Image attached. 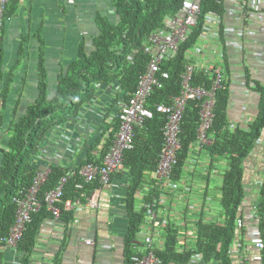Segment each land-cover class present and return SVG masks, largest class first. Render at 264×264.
I'll list each match as a JSON object with an SVG mask.
<instances>
[{"label":"crops","instance_id":"0c3cea01","mask_svg":"<svg viewBox=\"0 0 264 264\" xmlns=\"http://www.w3.org/2000/svg\"><path fill=\"white\" fill-rule=\"evenodd\" d=\"M19 1L17 14L4 26L1 68L5 73L13 74L14 86L8 106L3 111L5 124L0 130V163L1 150L5 148L9 138V124L25 115L38 97L37 64L40 48L43 49L48 71L49 92L53 94L62 67L76 59L83 44L86 49H92V38L99 33L98 15L108 16L114 21L118 19L111 0H73V3L71 0ZM228 6L236 10L241 8L239 4L226 2L223 8ZM223 26L232 29L240 27L239 22L232 17H226ZM20 30L27 32L21 34ZM249 30L254 34L245 36L242 40L236 33L227 35L225 40L229 46H219L218 43L215 45L224 51L220 63L224 78L225 75L226 79L227 75L230 77L227 114L231 132L247 129L259 111L260 94L255 87L257 83L264 82V31L255 26ZM212 45L213 42L209 48ZM21 46L25 47L22 57L19 56ZM207 55L204 57L206 59L195 55L187 56V60L197 65H206L215 60L213 54ZM16 79L18 82H15ZM117 85L113 82L102 86L96 94L95 102L81 111L76 122L51 130L32 164L38 169L49 165L70 169L85 162L92 145L106 129V116L117 110V106L110 112L107 109L116 100L118 104L122 101L123 92ZM105 112L108 114L104 115ZM62 135L65 138L60 142ZM261 137L263 141L257 143L253 152L243 161L245 197L239 207V218L243 220V226L240 229L237 226L236 239L229 253L231 264H259L251 257L263 253L251 242V233L256 230H260L264 237V227L261 226L264 214L259 206L264 203V130ZM197 151L195 147L192 148L193 155L182 179L172 182L166 189V203L169 206L166 217L178 229L181 251L196 248L195 226L199 222L217 225L225 222L221 187L228 161L226 158L210 156L205 149ZM130 183L128 172H120L114 188H106L102 192L100 209L79 206L74 210L73 220L69 223L45 219L39 226L36 246L28 262H25L20 251L7 249L2 254L1 264H126L124 239L129 232V225L125 198ZM143 189L147 190L146 187ZM139 195L140 192L137 196ZM159 223L160 219L154 224V231L160 233L155 237V243L162 249L163 231ZM149 227L146 223L143 232L134 242V251L145 253L144 234L151 232ZM89 240H94L95 246H89L86 243ZM198 255L201 260L194 263L191 260L188 264H217L205 263L203 256ZM261 264H264V260Z\"/></svg>","mask_w":264,"mask_h":264},{"label":"trees","instance_id":"16d2710c","mask_svg":"<svg viewBox=\"0 0 264 264\" xmlns=\"http://www.w3.org/2000/svg\"><path fill=\"white\" fill-rule=\"evenodd\" d=\"M183 1L111 0L118 19L114 21L108 16L98 15L99 33L92 38V49H86L83 44L76 59L62 67L58 85L53 94L49 92L48 71L43 49L40 48L37 64L38 97L25 115L11 121L7 130L9 134L7 144L1 150L0 236L7 235L15 222L16 206L13 204V198L20 190L31 186L38 171L37 167L30 165L28 157L41 152L42 142L51 130L78 120L81 111L94 101L98 93L96 84L106 85L115 82L124 93L125 99H129L136 90L149 60V56L144 54L145 42L151 34L171 28L169 19L179 13ZM216 1H201L203 15L198 28L193 32L190 40L183 44L179 55L162 66L163 69L169 71L170 80L166 81L164 89H154L147 103L154 110V117L135 129V149L127 151L124 155L125 169L131 179L125 200L129 225V232L124 239L126 264H131V256L136 252L133 248L134 242L141 233L146 220V210L139 209L138 202L140 201L137 194L147 186L145 185L147 183L151 187L147 189L148 193L146 192L142 200L151 202L154 197H158V191L152 188L157 181L152 182L150 178L159 163V155L164 142L163 128L167 123V116L155 112L154 106L159 103L167 104L171 96L178 95L180 75L188 63L186 52L198 42L205 13L210 10L216 12L224 10L225 2L217 3ZM19 2V0H9L6 4L0 20L3 33L5 23L17 14ZM2 61L3 53L0 57V130L5 124L3 111L8 106L14 86V76L11 72L5 73L2 70ZM229 78L227 75L226 79L225 75L222 87L217 92L215 119L209 132L211 143L204 148L210 156L219 159L226 158L228 161V168L223 176L221 187V205L225 213V222L223 225L199 222L195 226L197 230L196 248L191 251H179L178 229L174 223L167 220L161 235L164 241L163 249L155 250L163 264H188L195 254L202 255L205 263L231 264L229 253L238 232L239 207L245 197L243 161L253 152L255 143L264 130V82L257 83L255 87L256 92L260 94L259 111L256 118L247 129L231 132L227 114L231 91ZM194 84L209 86L210 79L204 73L197 72ZM117 102L118 100L110 105L107 111L110 112ZM199 112L200 104L197 102H190L184 111L181 122L182 149L178 152L177 163L169 175V179L173 182H179L182 179L186 163L192 155L190 151L197 140ZM106 122L104 133L92 145L88 157L82 164L102 162L120 127L117 118ZM66 172L67 170L61 167L53 166L49 181L40 192L42 207L38 213L33 215V220L27 226L19 244V251L25 262H28L35 249L41 222L51 217L44 202L45 193L53 189ZM78 181H80L78 177L70 179L63 200L76 199L75 184ZM97 188H99L98 183L85 184L84 192L91 195ZM143 190L146 191V189ZM261 208L264 214V205ZM74 214V210H63L61 220L69 223L73 220ZM261 226L264 227V222ZM262 255L264 257V251Z\"/></svg>","mask_w":264,"mask_h":264},{"label":"built area","instance_id":"2783aa9c","mask_svg":"<svg viewBox=\"0 0 264 264\" xmlns=\"http://www.w3.org/2000/svg\"><path fill=\"white\" fill-rule=\"evenodd\" d=\"M8 1L0 0V20ZM201 1L184 0L179 13L169 19L171 21V28L153 33L148 37V40L144 44V54L149 56V60L144 73L138 81L136 90L129 99H125L123 93L122 101L116 104L117 110H113L106 116V119L111 121L117 118L120 122V127L114 135L112 144L104 156L102 163L98 165L85 164L81 167L75 166L69 169L66 174L61 176L55 187L45 193L44 202L48 212L52 215V222H58L61 219L63 210L68 211L75 206L82 205L83 200H87L89 204L96 207L98 195H95L97 200L93 199L90 201L89 197L82 192L85 183L98 180L101 184L107 185L112 175L122 171L125 153L135 149V129L143 126L145 121L154 117V110L147 105L149 98L155 88L164 89L166 81L170 80L169 71L163 69L162 66L179 55L183 44L190 40L193 32L200 24V18L203 15ZM70 2L73 3V0ZM216 2L236 3L241 8L240 10H236L228 6L224 8L223 12L207 11L203 18L204 24L198 35L197 44L192 45L186 52V56L195 55L202 59H206L204 57H207V54H213L215 60L206 65L188 62L180 75L178 95L171 96L170 102L167 104L159 103L154 106L155 112L167 116V123L163 128L164 142L159 155V163L153 174V178L159 182H165V180L169 179V175L177 163L178 152L182 149L181 122L184 111L190 102L200 104L197 149L202 150L204 146L211 143L209 132L215 119L216 96L224 80V70L220 64L224 57V51L216 48L215 45L218 43L219 46H224V44L229 46L225 38L231 33H236L237 37L242 40L245 36L254 34L253 31L249 30L254 26L264 31V0H217ZM226 17H232L237 20L240 27L232 29L228 26H223V21ZM2 28L3 25L0 21V57L2 56L4 39ZM212 42L213 45L209 48ZM197 72H202L210 77L209 86L194 84ZM101 86L100 84H96V88H101ZM105 114H108V112H105ZM64 138V135H62L59 141L61 142ZM262 140L260 138L258 142H262ZM53 166L49 165L46 168L38 169L31 186L20 190L13 198V204L16 206L15 222L7 235L0 236V264L5 250L13 249L19 251V244L27 226L32 222L33 215L38 213L42 207L40 192L49 181ZM55 166L59 167L58 165ZM63 169L66 170L65 168ZM75 177L81 178V181L75 184L76 199L63 200L66 186L70 179ZM259 206L260 208L262 207V205ZM144 207L152 214V219H155L156 215H154L152 210L157 207V203L144 204ZM237 226L239 229L243 226L242 219L239 218L237 220ZM154 240L152 234L145 236V253H135L131 256L130 263L163 264L160 257L156 254ZM251 242L259 251H264V237L260 230L251 233ZM86 243L89 246L94 245V242L91 240L86 241ZM238 246H241V244ZM251 259L261 264L264 257L261 253H258L253 255ZM197 260H201L198 254L195 255L193 261ZM28 264L39 263L30 262Z\"/></svg>","mask_w":264,"mask_h":264},{"label":"clouds","instance_id":"9594fccd","mask_svg":"<svg viewBox=\"0 0 264 264\" xmlns=\"http://www.w3.org/2000/svg\"><path fill=\"white\" fill-rule=\"evenodd\" d=\"M3 36H4V33H3ZM2 53H3V51H2ZM106 85H108V84H106ZM102 86H105V85H102ZM101 86V87H102ZM100 88H96V90H97V92H98V90H99ZM262 136V135H261ZM260 138H262V137H260ZM260 138H258L257 139V141H256V143H255V146H256V144L257 143H260V142H258V140L260 139ZM263 141V140H262ZM196 142H197V140H196ZM196 142L192 145V148L193 147H195V149L196 150H198L197 149V146H196ZM111 144H112V142H111ZM111 146V145H110ZM206 146H208V145H206ZM110 148V147H109ZM204 148H205V146L202 148V150H198L197 152H200V151H203L204 150ZM109 150V149H108ZM108 152V151H107ZM106 152V153H107ZM190 153L193 155V153H192V149H191V151H190ZM194 154H196V153H194ZM106 155V154H105ZM104 155V156H105ZM191 155V156H192ZM191 156H190V158H189V160L187 161V163H186V166H185V168L187 167V165L188 164H190V159H191ZM104 158V157H103ZM103 160V159H102ZM102 163V162H101ZM100 163V164H101ZM88 164H93V163H88ZM83 165H85V164H81V165H78V167H81V166H83ZM95 165H98V164H95ZM55 166V165H54ZM77 167V166H76ZM62 168V167H61ZM63 169V168H62ZM71 169V168H70ZM67 171L69 170V169H66ZM122 172H124V173H126L127 174V171H126V169H125V165H124V168L122 169V171H121V173ZM120 172H118V173H116V174H114V175H112L111 176V180L109 181V184H107V185H103V184H101L98 180H96V181H94V182H89V183H85V184H92V183H98L99 184V188H97V189H95V190H93V192L91 193V195H87L85 192H84V188H83V190H82V192L83 193H85L88 197H89V200L91 201V200H93V199H96V197H95V195H98V200H97V206L96 207H94V206H92L91 204H89L88 202H87V200H85V201H83V203H82V205H85V206H87V207H90V208H92V209H100V207H101V204H100V200H101V197H102V192H104V190L106 189V188H114V184H115V182L117 181V178H118V174H119ZM154 174V173H153ZM153 174L151 175V180H152V182L153 181H157V180H155L154 178H153ZM78 178H80V177H78ZM80 181H81V178H80ZM172 182L173 181H171L170 179H167V180H165V182H159V181H157L154 185H152V187H154L157 191H158V196L160 197V199H159V201L161 202V204H157V207L155 208V209H153L152 211H153V213H154V215H156V218L155 219H152V217H151V215L152 214H150V212L147 210V208H145L144 207V204H154V202L153 201H151V202H146L145 200H140V199H142V197H144L145 196V194H146V192L148 193V191L146 190V191H143V193H141L142 191H140V195H143V196H141L140 197V195H139V198H138V200L140 201V202H138V206H139V209H145L146 210V220H145V222H144V225H143V227L141 228V233L143 232V230H144V228H145V225H146V223L148 224V225H150V230H151V232L149 233V234H144V239H145V236H148V235H153V237H154V239H155V237L156 236H158V235H160V233L158 234V231L157 232H155L154 231V224H156L157 223V220H159L160 219V223H159V225H160V227H161V229H162V231L164 230V226H166V223H167V217H166V214H167V212H168V203H166V201H167V194H168V191L166 190L171 184H172ZM149 183H151L150 181H149ZM145 185H147V186H145L147 189H149L151 186H149L147 183L145 184ZM152 189V188H151ZM127 196V195H126ZM77 197V196H76ZM125 200H126V198H125ZM142 201V202H141ZM140 204V205H139ZM82 205H80V206H82ZM77 207H79V206H75L73 209H71V210H68V211H72V210H75ZM164 207H165V209H164ZM160 213H161V216H160ZM165 213V216L163 215ZM51 215V214H50ZM50 219H53L52 218V215H51V217H50ZM59 222H63L61 219L58 221V223ZM140 233V234H141ZM162 238V237H161ZM92 242H94V245L93 246H95V241L94 240H91ZM154 242H155V240H154ZM155 245H156V243H155ZM163 245H164V241H163V239H162V249H163ZM92 246V247H93ZM156 247V249H159V247H158V245H156L155 246ZM180 243L178 244V250L179 251H181L180 250ZM155 249V250H156ZM162 249H160V250H162ZM183 250H186V249H183ZM135 253H137V251L135 252ZM195 255H197V254H195ZM195 255H193L192 256V258H191V260H194V257H195ZM158 256V255H157ZM159 257V256H158ZM190 260V261H191ZM190 263V262H189ZM193 263H194V261H193Z\"/></svg>","mask_w":264,"mask_h":264},{"label":"rangeland","instance_id":"374dc122","mask_svg":"<svg viewBox=\"0 0 264 264\" xmlns=\"http://www.w3.org/2000/svg\"><path fill=\"white\" fill-rule=\"evenodd\" d=\"M25 32H27V30H20V33L21 34H23V33H25ZM13 38V37H12ZM32 39V38H31ZM28 43H30V42H28ZM24 46H21V50H20V53H19V56L20 57H22L21 55H22V51H24ZM14 53H16V51L14 52ZM17 54V53H16ZM12 57H13V55H12ZM25 57V56H24ZM23 66V65H22ZM21 66V67H22ZM15 82H18V79H16L15 80ZM49 84V83H48ZM37 154V153H36ZM36 154H34V155H30L29 157H28V162L30 163V165L33 163V161H34V158H35V156H36ZM153 188V187H152ZM159 199H160V197L158 196V197H154V200H153V202H155V203H157V204H161V202L159 201Z\"/></svg>","mask_w":264,"mask_h":264}]
</instances>
